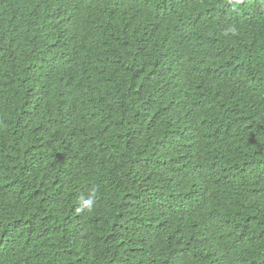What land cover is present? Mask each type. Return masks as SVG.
Listing matches in <instances>:
<instances>
[{
	"label": "trees",
	"instance_id": "1",
	"mask_svg": "<svg viewBox=\"0 0 264 264\" xmlns=\"http://www.w3.org/2000/svg\"><path fill=\"white\" fill-rule=\"evenodd\" d=\"M0 264H264V0H0Z\"/></svg>",
	"mask_w": 264,
	"mask_h": 264
},
{
	"label": "clouds",
	"instance_id": "2",
	"mask_svg": "<svg viewBox=\"0 0 264 264\" xmlns=\"http://www.w3.org/2000/svg\"><path fill=\"white\" fill-rule=\"evenodd\" d=\"M95 190H92L86 197L80 198L79 207L76 209L77 212H91L95 206Z\"/></svg>",
	"mask_w": 264,
	"mask_h": 264
}]
</instances>
